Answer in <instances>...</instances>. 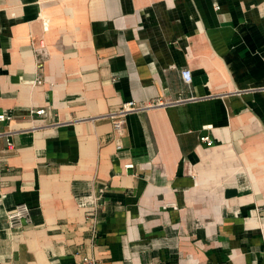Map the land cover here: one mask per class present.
<instances>
[{
	"label": "crops",
	"instance_id": "crops-1",
	"mask_svg": "<svg viewBox=\"0 0 264 264\" xmlns=\"http://www.w3.org/2000/svg\"><path fill=\"white\" fill-rule=\"evenodd\" d=\"M0 113V264H264V0H0Z\"/></svg>",
	"mask_w": 264,
	"mask_h": 264
},
{
	"label": "built area",
	"instance_id": "built-area-1",
	"mask_svg": "<svg viewBox=\"0 0 264 264\" xmlns=\"http://www.w3.org/2000/svg\"><path fill=\"white\" fill-rule=\"evenodd\" d=\"M218 9V7H216ZM41 68L42 64H37V75L36 78L32 80L31 83L34 85H43L44 79L41 74ZM181 76L185 83L189 84L191 82V73L188 69H182L181 70ZM197 100L196 97H190V98H182L179 97L175 100H165L161 97H155L153 99H149L145 102H138L135 100L127 101L122 103L119 107L112 109L105 115H102L101 119H107L111 122V125L114 129V131H118L123 127V125L126 122V118L128 115L133 113H139L141 111H144L146 109L150 108H163V107H169L173 106L179 103L187 102V101H194ZM31 117L34 118V116H44L46 114V111L44 108H38V109H31L30 111ZM8 119V117L0 113V122H4ZM11 132L7 133H0V137H5V142L8 148L12 146V143L10 141ZM199 142L201 144H204L206 147H211L214 144V141L212 137L209 134H202L199 136ZM117 148L120 149V146H117ZM132 163H127L124 165L125 170H129L133 168ZM103 189H97L95 190V193L93 195V207L89 213L86 215V219L88 222V229L91 233L92 239H94L97 235V224L100 220L101 216V209L102 205L100 203ZM7 226L9 230H22L27 225L31 223V209L26 203H19L16 204L7 214L5 217ZM80 256V262L81 264H98V261L95 257L88 255V254H78Z\"/></svg>",
	"mask_w": 264,
	"mask_h": 264
}]
</instances>
